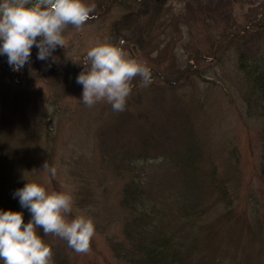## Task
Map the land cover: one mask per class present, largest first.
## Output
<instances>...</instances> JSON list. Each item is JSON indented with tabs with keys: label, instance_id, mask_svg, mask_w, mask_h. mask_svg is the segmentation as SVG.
Wrapping results in <instances>:
<instances>
[{
	"label": "rangeland",
	"instance_id": "374dc122",
	"mask_svg": "<svg viewBox=\"0 0 264 264\" xmlns=\"http://www.w3.org/2000/svg\"><path fill=\"white\" fill-rule=\"evenodd\" d=\"M87 2L94 18L47 60L34 46L14 71L0 54V210L22 208L28 182L71 194L70 218L90 217L96 234L78 254L39 230L54 264H133L126 252L156 230L179 242L178 264H264V122L237 88L240 55L264 59V0ZM105 42L152 70L121 112L88 107L77 83Z\"/></svg>",
	"mask_w": 264,
	"mask_h": 264
},
{
	"label": "clouds",
	"instance_id": "9594fccd",
	"mask_svg": "<svg viewBox=\"0 0 264 264\" xmlns=\"http://www.w3.org/2000/svg\"><path fill=\"white\" fill-rule=\"evenodd\" d=\"M94 10L95 5L87 0H0V54L7 56L14 71L30 62L34 46L39 49L37 58L47 60L58 46L66 48L67 28L82 30L94 18ZM86 60L77 83L83 86L82 102L88 107L106 102L114 111H124L133 81L140 78L145 86L152 83L147 63L129 57L121 46L100 43L88 50ZM44 170L56 174L47 163ZM15 196L29 210L31 220L25 223L23 212L0 210L3 264H54V251L42 238L41 229L44 236L65 240L78 254L91 252L95 223L84 215L70 218L71 194L48 192L44 186L28 182Z\"/></svg>",
	"mask_w": 264,
	"mask_h": 264
},
{
	"label": "trees",
	"instance_id": "16d2710c",
	"mask_svg": "<svg viewBox=\"0 0 264 264\" xmlns=\"http://www.w3.org/2000/svg\"><path fill=\"white\" fill-rule=\"evenodd\" d=\"M238 70L243 78H245L243 82L239 83L237 86L239 91L242 92V96L245 97H239L241 103L246 105L252 115L254 114V117L259 115L260 119L262 118V121L264 122V59L259 58L255 51L254 54L251 55L243 53L240 55L238 60ZM243 90H245V92ZM262 170L264 172V165ZM5 201L6 202H3L2 204V210L8 211L11 209L12 211L23 212L24 220L31 218L27 215V212L29 211L27 208H21L18 205L15 206L8 202V200ZM190 213V211L187 212L184 217H187ZM135 215L138 216L139 214L135 213ZM194 217L196 219H200L195 214ZM141 221L142 218L140 221L133 219V222H138L137 229L139 232L142 231ZM144 229H146V226ZM156 231H153L152 235L149 237L146 236L140 238L139 244L138 242L133 244V247H135L133 250L136 251V253L126 252V261L133 264H141V258L143 256V260H148L151 264H178L181 260H179V256L181 254L180 246L178 245L179 242H177L175 238L168 236L164 231ZM174 242L176 244H174Z\"/></svg>",
	"mask_w": 264,
	"mask_h": 264
}]
</instances>
